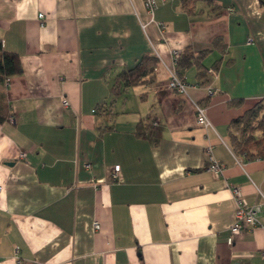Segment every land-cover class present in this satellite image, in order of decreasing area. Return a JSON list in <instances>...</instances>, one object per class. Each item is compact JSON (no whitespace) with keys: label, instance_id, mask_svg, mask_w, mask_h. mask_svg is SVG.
<instances>
[{"label":"crops","instance_id":"obj_1","mask_svg":"<svg viewBox=\"0 0 264 264\" xmlns=\"http://www.w3.org/2000/svg\"><path fill=\"white\" fill-rule=\"evenodd\" d=\"M152 19L143 0H0V43L22 67L3 88L0 264H264L263 228L227 243L230 188L264 197V158L236 156L228 129L264 99V0H166ZM185 49L202 58L178 94ZM145 57L152 81L122 88Z\"/></svg>","mask_w":264,"mask_h":264},{"label":"trees","instance_id":"obj_2","mask_svg":"<svg viewBox=\"0 0 264 264\" xmlns=\"http://www.w3.org/2000/svg\"><path fill=\"white\" fill-rule=\"evenodd\" d=\"M201 58V55L194 56L189 50H183L175 62L177 77L185 82L181 76L182 72L193 64L198 65ZM155 65L154 58L145 57L132 69L122 71L117 77V83L122 88L147 84L152 81ZM204 72L200 71L198 76H202ZM210 72H214V68L210 69ZM21 73L22 67L18 55L5 51L0 43V85H4L6 80ZM8 118L9 108L2 92L0 94V124ZM228 129L229 144L236 156L249 160L264 158V99L247 110L241 117L232 120Z\"/></svg>","mask_w":264,"mask_h":264},{"label":"built area","instance_id":"obj_3","mask_svg":"<svg viewBox=\"0 0 264 264\" xmlns=\"http://www.w3.org/2000/svg\"><path fill=\"white\" fill-rule=\"evenodd\" d=\"M166 0H143L144 8L149 15V22H153L152 16L154 10L157 8L159 3H164ZM228 12H232V8L227 9ZM39 18H42V14L39 15ZM159 28H162V24H158ZM145 27V26H144ZM179 52L177 50H173L172 57L174 63L179 58ZM8 80L5 81L4 85L7 86ZM194 87V85L187 84L181 81L175 71L170 73L169 81L167 83V88L171 91H176L179 94H185L189 88ZM208 93H212L211 90H208ZM62 104L67 105L66 100L62 99ZM196 112V122L199 126L207 129L211 127L210 122L206 118L205 109L201 106H195ZM205 155L207 157V170L211 172L215 177H218L223 172V166L217 160L214 159L212 155V147L208 146ZM24 157V155H21ZM119 172V166H115L113 173L111 175L113 180H116L117 174ZM233 193V198L235 202V208L233 211V221L229 228V238L227 243L232 245L235 237L239 236L242 232L252 230L256 227H260L264 229V224H261L258 219V214L261 211L262 206L264 205V197L261 195V201L254 205H249L241 192L236 187L230 188ZM3 187L0 186V192H2ZM93 227L95 230L99 229V224L97 222L93 223Z\"/></svg>","mask_w":264,"mask_h":264},{"label":"rangeland","instance_id":"obj_4","mask_svg":"<svg viewBox=\"0 0 264 264\" xmlns=\"http://www.w3.org/2000/svg\"><path fill=\"white\" fill-rule=\"evenodd\" d=\"M4 87H5V85H0V94H2Z\"/></svg>","mask_w":264,"mask_h":264},{"label":"water","instance_id":"obj_5","mask_svg":"<svg viewBox=\"0 0 264 264\" xmlns=\"http://www.w3.org/2000/svg\"><path fill=\"white\" fill-rule=\"evenodd\" d=\"M7 165H8V166H12V165H13V163H8Z\"/></svg>","mask_w":264,"mask_h":264}]
</instances>
